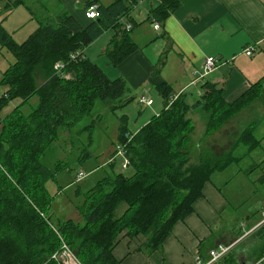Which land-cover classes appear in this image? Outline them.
Here are the masks:
<instances>
[{
    "label": "trees",
    "instance_id": "16d2710c",
    "mask_svg": "<svg viewBox=\"0 0 264 264\" xmlns=\"http://www.w3.org/2000/svg\"><path fill=\"white\" fill-rule=\"evenodd\" d=\"M26 1L6 0L5 8L25 5L33 13ZM92 1L97 2L88 3ZM136 1L100 4L101 16L89 19L85 26L63 11L54 23L40 20L38 29L23 43L15 42L0 23V43L15 57L2 74L6 91L0 97V110L12 99L21 100L0 120V264H59L54 254L61 247V237L83 264H122L114 255L122 233L131 238L142 235L145 242L141 248L147 253L161 250L176 222L194 211V203L203 197L213 175L241 164L262 147L263 137L258 132L264 119L250 121L231 148L218 154L211 147L200 146L189 113L197 109L204 113V140L232 115L263 97L264 77L232 102L224 98L217 82L205 81L193 103L184 92L172 99L176 93L173 86L161 82L156 88L165 105L159 114H154L136 133L129 132L126 116L119 120L117 139L126 147L131 174H109L87 191L79 207L83 223L55 217V196L47 182L57 179L70 165L62 158L47 162L54 144L66 131L70 138L64 143L73 145V150L79 132H87L98 119L93 115L97 101L110 103L115 111L131 100L126 96L130 89L126 80L110 78L86 57L85 49L108 29L115 28L106 48L110 62L118 65L134 53L138 46L131 36L132 29L126 30L120 18L130 15ZM180 5V0H160L148 19L162 23ZM128 21L135 25L132 19ZM77 51L80 56L72 59L71 53ZM58 62L64 64V75L55 69ZM33 97H38V102L28 107ZM259 164L243 165L238 171L249 174ZM258 182L264 191V173ZM122 204L125 208L119 213ZM257 245L256 258L264 253V242L259 243V248ZM240 261L232 250L220 263L241 264Z\"/></svg>",
    "mask_w": 264,
    "mask_h": 264
},
{
    "label": "crops",
    "instance_id": "0c3cea01",
    "mask_svg": "<svg viewBox=\"0 0 264 264\" xmlns=\"http://www.w3.org/2000/svg\"><path fill=\"white\" fill-rule=\"evenodd\" d=\"M45 1L47 4L41 6L44 9H52L49 15L55 18L67 11L83 26L90 22L84 14L89 0ZM114 1L97 0L99 5H110ZM180 1V7L160 22L159 29L154 28L153 21L148 19V16L160 0H144L141 5L133 6L130 19L135 25L131 36L138 46L137 50L118 65H113L106 55V48L111 39L107 43L104 40L100 47L99 59L107 57L108 60L105 61L106 67L101 68L110 78L123 77L130 88H135L136 91L144 88L143 91H149L151 94V90L157 89L159 83L168 82L173 86L174 92L187 93L191 87L196 86L200 94L201 85L209 80L217 82L223 88L224 98L228 102L236 100L254 82L264 77V0ZM115 33V28L108 29L85 49L86 57L98 64V59H93L96 57L89 51L93 45L103 41L105 37L112 38ZM252 45L256 48L255 52L248 56L244 51ZM164 52L166 57L162 61L160 58ZM208 56H216L219 63L208 74L197 78L195 71L202 69ZM142 95L153 99L144 93L139 97ZM195 100L191 99L190 102ZM154 105L153 99L151 105L141 107L150 108ZM154 114L156 113L146 116L141 127ZM190 116L204 130L205 123L201 122L198 110H192ZM126 119L130 133H135L141 128L137 131L131 130L127 116ZM202 129L195 135H202ZM118 143L116 138L112 152ZM111 158L109 161L115 163L117 157L114 160ZM86 178L87 176L84 179ZM228 207V201L221 189L209 181L205 185L203 197L194 203V211L176 222L172 234L166 238L161 250L147 253L141 248L145 242L142 235L131 238L121 234L114 248V255L122 264H195L197 256L207 258L209 250L223 242L219 236L225 229L221 227L219 232L217 231L221 215ZM250 251L242 250L238 256L248 259Z\"/></svg>",
    "mask_w": 264,
    "mask_h": 264
},
{
    "label": "rangeland",
    "instance_id": "374dc122",
    "mask_svg": "<svg viewBox=\"0 0 264 264\" xmlns=\"http://www.w3.org/2000/svg\"><path fill=\"white\" fill-rule=\"evenodd\" d=\"M5 1L6 0H0V23L3 24L11 38L17 43H23L38 29V21L43 20L50 23L56 21L55 17L49 15L52 9H44L41 6V4H47L45 0L26 1L34 10L33 13L25 5H19L12 11H8L5 8ZM106 39L107 37L102 39L103 41H99L93 45L92 49L89 51L90 54L92 53L93 57H96L93 59H98V65L104 68L106 67L105 61L108 59L107 57L99 59V55L101 53L100 47L102 43L104 40L105 43L109 42L111 36H109L107 40ZM162 56L163 58H160V60L165 59L166 52H164ZM14 61V54L0 43V97L6 91V86L1 82L2 74ZM174 86L175 90H177V86ZM197 88L198 87L194 86L187 91L186 97L189 101L191 99H198L199 94ZM143 89L144 88H140L139 91H136L135 88H130L126 96L131 100L124 106L118 107L115 111L111 110L110 103L97 101L93 110V115L94 117L98 115V119L95 125L87 132H79L78 140L75 141L73 150V145L69 142L64 143L70 138V135L66 131L63 133L61 140L54 144L50 156H47V162L50 164L53 163L56 158H62L70 165L69 168L62 170L57 175V179H50L47 182L50 193L55 196L52 204V211L55 217L61 219L71 218L76 222L83 223L84 218L79 207L84 203L87 191L91 187L97 185L100 180L104 179L109 174L112 175L115 172L121 171H124L128 175L131 174V169L123 170V164L125 162L123 157H117L115 163H110L109 158L113 156L114 152L116 153V146L114 152H112V147L117 138V129L121 116L126 115L128 117L130 129L137 131V129L141 127L146 116L152 115L153 113L159 114L164 108L163 98H161L157 89H152L151 94L148 93L149 91H143ZM142 93L148 94L155 100V105L153 107L147 108L139 105L138 99L139 95ZM20 101L19 98L10 100L8 104L0 110V120ZM37 102L38 97H33L28 103V107L36 106ZM197 110L201 122L205 123L204 113L200 109ZM256 119H264V94L262 98L256 99L249 106L244 107L242 110L232 115L225 121L220 129L206 139L202 140L204 133H202V135L198 134V138L200 137L199 144L203 147H211L218 154L227 151L234 144L235 140L241 136L242 131L248 126V123ZM90 120L91 118H89L87 122H90ZM195 121L196 120H194V122ZM84 122L80 123V127L84 126ZM196 123L197 122H195V133H197L199 129H202L199 124ZM78 128L76 127L75 131H77ZM1 129L2 124L0 123V133ZM258 133L260 138L263 137L262 147L255 150L251 156H247L241 164L231 165L215 173L211 180L217 188L221 189V193L228 201L229 206L224 214L221 215L220 225H218L217 232H219L221 227L225 229L219 236V238L223 240L221 243L225 242V244H230L238 241L233 250L236 253H241L242 250L245 251V249L251 250L249 258L254 259H256L257 256V253H255L256 245L258 244L257 247L259 248V243L264 242V223L261 224L262 212L264 211V191H261L263 189L262 183L258 182V180L260 181V176L264 173V161H262L264 160V124L261 125ZM195 139L194 136V140ZM87 150L89 154L83 155V151ZM255 162H260V164L253 172L246 174L244 170L238 171L243 165L248 167ZM81 171L87 174V178L76 181L77 175ZM254 180H256L257 183H255ZM124 208L125 204H122L118 212L121 213ZM248 259L243 257L240 262L242 263L244 260L246 261Z\"/></svg>",
    "mask_w": 264,
    "mask_h": 264
},
{
    "label": "built area",
    "instance_id": "2783aa9c",
    "mask_svg": "<svg viewBox=\"0 0 264 264\" xmlns=\"http://www.w3.org/2000/svg\"><path fill=\"white\" fill-rule=\"evenodd\" d=\"M144 0H137L134 6H139L143 3ZM84 14L86 18L88 19H96L101 16V11H100V5L98 2H90L86 5ZM130 18V15L124 16L120 18V21L124 24V27L126 30H131L133 28L132 22L128 21ZM153 26L155 29H159L161 27V24L159 21L156 19L153 20ZM255 46H248L245 49V54L248 56H252L253 53L255 52ZM80 56V51L77 52H72L70 57L72 59L77 58ZM234 58V57H233ZM219 63V58L216 56H208L203 64V67L201 70L195 71V75H197V78H201L208 74L210 71H212L214 68L217 67ZM63 68L64 64L61 62H58L55 65L56 71L60 75H64L63 73ZM180 93L182 92H176L172 96V99L177 98ZM138 102L140 105H151L153 103V99L147 98L145 95H142L139 97ZM121 156L125 159V162L123 164V170H127L129 166V160L127 158V150L124 144H118L116 146V153L115 157H113L111 160H114L116 157ZM87 174L83 171L79 172L77 175V180H81L85 178ZM264 223V211L262 212V221L261 224ZM61 247L59 250L56 251L54 254V257L58 260L59 264H83V262L79 259L77 256L76 252L70 247V245L63 240L61 237ZM238 241H235L230 244H225V243H218L216 246L211 248L208 252V257L207 258H202L200 255L196 257L195 264H217L222 261V259L228 255L235 247ZM241 264H264V253L256 258L252 259L249 261L242 262Z\"/></svg>",
    "mask_w": 264,
    "mask_h": 264
}]
</instances>
